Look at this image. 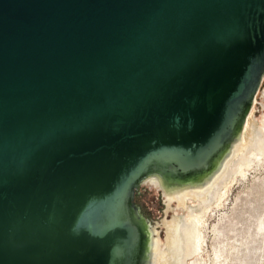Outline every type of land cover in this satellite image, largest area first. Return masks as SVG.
I'll return each instance as SVG.
<instances>
[{
	"label": "water",
	"instance_id": "water-1",
	"mask_svg": "<svg viewBox=\"0 0 264 264\" xmlns=\"http://www.w3.org/2000/svg\"><path fill=\"white\" fill-rule=\"evenodd\" d=\"M263 81L264 0H0V264L130 261L115 201L203 168Z\"/></svg>",
	"mask_w": 264,
	"mask_h": 264
},
{
	"label": "bare ground",
	"instance_id": "bare-ground-1",
	"mask_svg": "<svg viewBox=\"0 0 264 264\" xmlns=\"http://www.w3.org/2000/svg\"><path fill=\"white\" fill-rule=\"evenodd\" d=\"M252 109L243 122L242 116L247 110L241 114L231 136L226 137L212 152L200 158L199 163L203 168L188 171L182 160L162 155L157 157V160L145 164L135 180L141 183L142 187L150 186L162 192L166 202V215L173 203H176L178 208H187L189 202L197 201L200 208L209 201L218 202L228 193L226 191L233 176L246 174L252 166L253 159H259L264 155V118L262 127L256 129L257 123L252 118ZM252 149L256 154L251 158H245L244 156ZM234 162L238 163V167L233 166ZM128 196L127 192H123L102 221L108 228L126 223L132 224L135 228V248L130 251V261L128 255L124 254L117 256L114 264H185V259L200 255L204 243L200 228L203 217L210 212L213 203L204 211L190 217L189 224L179 218L180 225L177 228L175 224L170 225L176 216L169 220L166 218L161 223L147 222L143 219L147 218L129 204ZM199 208H191L189 212L199 211L201 209ZM191 224V231L186 233ZM159 226L165 229L164 241ZM261 230L264 231V222L261 224ZM220 252L214 250L211 264H223L228 260ZM198 261L200 263V260Z\"/></svg>",
	"mask_w": 264,
	"mask_h": 264
},
{
	"label": "rangeland",
	"instance_id": "rangeland-1",
	"mask_svg": "<svg viewBox=\"0 0 264 264\" xmlns=\"http://www.w3.org/2000/svg\"><path fill=\"white\" fill-rule=\"evenodd\" d=\"M251 114L257 123L256 129L261 128L264 118V81ZM255 154L252 149L244 157L251 158ZM233 166L238 167V163L234 162ZM228 186L226 191L228 193L221 200L216 203L209 201L210 203L190 215L187 214L186 207L178 208L176 203L171 205V210L166 215V202L162 192L150 186H143L137 192L135 203L153 224L177 215L185 216L188 220L213 203L210 212L203 217L200 228L204 242L202 252L199 256L185 259V264H211L214 250L221 251L220 253L228 258L223 264H264V231L261 230V224L264 222V155L259 159H253L252 166L246 174H235ZM196 202H189L187 205L189 207ZM163 228L159 226V231L164 233ZM191 229L192 224L186 233ZM161 238L164 241L162 233Z\"/></svg>",
	"mask_w": 264,
	"mask_h": 264
},
{
	"label": "flooded vegetation",
	"instance_id": "flooded-vegetation-1",
	"mask_svg": "<svg viewBox=\"0 0 264 264\" xmlns=\"http://www.w3.org/2000/svg\"><path fill=\"white\" fill-rule=\"evenodd\" d=\"M199 206H200V204L199 203H196V204H194V205H191V206H189L188 207V205H187V208L185 209L186 211H187V214L189 213L190 214V209L191 208H199ZM169 218H170V216H168ZM173 217V216H172ZM171 217V218H172ZM167 218V217H166ZM165 218V219H166ZM179 218H182L183 219V221L186 223V224H189V221H190V219H188V220H186V218H185V216H179V215H177L175 218H174V220L170 223V225H173V224H175V227H177L178 228V226L180 225V223L178 222V219ZM187 221H188V223H187ZM161 222H163V220L162 221H158V222H155V223H161ZM164 230V233H165V229H163ZM162 234H163V236L165 237V235H164V233L163 232H161ZM174 235H176V234H174Z\"/></svg>",
	"mask_w": 264,
	"mask_h": 264
}]
</instances>
